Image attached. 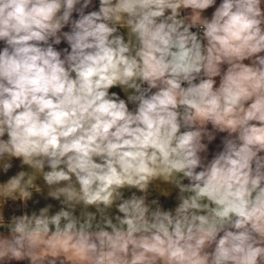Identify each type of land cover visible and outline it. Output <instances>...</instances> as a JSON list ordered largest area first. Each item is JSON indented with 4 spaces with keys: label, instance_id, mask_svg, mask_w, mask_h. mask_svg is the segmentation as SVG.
<instances>
[{
    "label": "clouds",
    "instance_id": "9594fccd",
    "mask_svg": "<svg viewBox=\"0 0 264 264\" xmlns=\"http://www.w3.org/2000/svg\"><path fill=\"white\" fill-rule=\"evenodd\" d=\"M0 264H264V0H0Z\"/></svg>",
    "mask_w": 264,
    "mask_h": 264
}]
</instances>
